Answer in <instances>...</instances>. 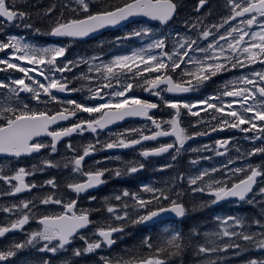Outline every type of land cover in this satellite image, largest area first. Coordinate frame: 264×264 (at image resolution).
<instances>
[{
	"label": "snow or ice",
	"instance_id": "snow-or-ice-1",
	"mask_svg": "<svg viewBox=\"0 0 264 264\" xmlns=\"http://www.w3.org/2000/svg\"><path fill=\"white\" fill-rule=\"evenodd\" d=\"M184 7V0H0V154L7 159L0 165V240L22 235L0 242V264L89 257L91 264H186L189 255L195 264H228L240 255L248 256L242 264H264V0H197L181 15ZM130 24L91 55L68 57L74 43ZM126 118L143 123L110 131ZM229 130L239 135L189 147ZM113 149L136 155L92 159ZM33 156L37 162L20 163ZM205 161L212 163L200 167ZM149 167L168 175L89 194ZM82 197L99 206L80 207ZM221 202L259 211L215 215L211 228L179 226ZM159 225L156 235L113 252L133 230Z\"/></svg>",
	"mask_w": 264,
	"mask_h": 264
},
{
	"label": "rangeland",
	"instance_id": "rangeland-1",
	"mask_svg": "<svg viewBox=\"0 0 264 264\" xmlns=\"http://www.w3.org/2000/svg\"><path fill=\"white\" fill-rule=\"evenodd\" d=\"M45 2H48V0H45ZM197 2V0H184V5H185V7L182 9V12H181V14H185L186 12H190V11H192V7H194L195 6V3ZM216 5V0H213V6H215ZM204 11L205 12H207L208 11V9L206 8V9H204ZM133 27H135V26H133ZM132 27V28H133ZM124 32H120V33H118V34H116V35H114V36H120V35H122ZM113 36V37H114ZM40 37H42V36H40ZM112 37V38H113ZM111 38V39H112ZM39 43H44V42H42L41 40L40 41H38ZM212 84H210L209 86H211ZM135 92H136V94H139V95H141V96H143L144 98H148V94L147 93H143L142 92V90H140V89H136L135 90ZM72 98V97H71ZM74 98V97H73ZM153 99H155L154 97H153ZM130 123H132L131 121H129L128 122V124H121L120 126H122V127H119V128H117V129H115V130H112V132H115V131H118V130H122L123 128H126V127H130V126H138V125H140L141 124V122H137V123H133V124H130ZM104 134H102V136H103ZM108 134H105V136H107ZM228 135H233V136H237V135H239L238 133H236L235 131H231V130H229V131H225V132H220V133H216V134H212L211 135V137H209V136H205V137H199V138H195L190 144H189V147H192V146H196V145H201V144H206V143H211V142H214L215 141V139H217V138H220V137H224V136H228ZM88 139H89V137L88 136H86V137H83V141L84 142H87L88 141ZM76 140H78V142H75V143H80L81 142V140L80 139H76ZM60 149L61 150H63L64 149V146H62V147H60ZM62 153V152H61ZM122 153H115V154H113V155H109V156H115V155H121ZM208 153H205V155H207ZM128 154H126V155H122L125 159H131L132 158V156H133V154H130L129 153V155L127 156ZM212 162L211 161H205V162H203L201 165H200V167H205V166H209L210 164H211ZM7 164V162H0V165H6ZM102 166H105V167H108V166H114V165H102ZM48 175H59V173H57V172H55L54 170H52V171H50L49 173H48ZM34 178L36 179V180H38V181H40V180H43V179H46V178H48L47 176H45V175H43V174H40V173H35L34 174ZM29 179H31V178H29ZM119 179H122V180H129V179H132V177H121V178H113V179H110V180H108V181H110V183H112L113 181H115L116 183L118 182V180ZM107 183H109V182H107ZM110 189V185H107L105 188H104V190L103 191H108ZM97 191L95 190V191H91L90 192V195H93V196H96V197H100L97 193H96ZM107 194H109V192H106V195ZM20 198H23V196H19V197H17V199H20ZM0 199H2V198H0ZM85 201H87V198H86V200H84V202ZM83 202V203H84ZM88 202V201H87ZM89 203V202H88ZM97 205H98V202H97ZM81 206H83V205H80V207ZM99 206V205H98ZM196 216L198 215V212L197 213H194ZM213 216V215H212ZM20 238H22V236L20 237ZM80 264H82V260L80 261ZM85 264H88L87 262L85 263Z\"/></svg>",
	"mask_w": 264,
	"mask_h": 264
},
{
	"label": "flooded vegetation",
	"instance_id": "flooded-vegetation-1",
	"mask_svg": "<svg viewBox=\"0 0 264 264\" xmlns=\"http://www.w3.org/2000/svg\"><path fill=\"white\" fill-rule=\"evenodd\" d=\"M123 30H118L114 33L112 32H108V33H104L98 37H95V38H92V39H85L83 42H79V43H74L70 50H88L89 48H93L94 45H97L98 42L102 39H110L113 35H115L116 33H119ZM34 38V37H33ZM56 38H50V37H46L45 39L41 40L42 42L44 43H52V42H55ZM71 98V97H69ZM73 98V97H72ZM132 123L130 124H133V123H137L138 121H131ZM143 122H141L142 124ZM129 125V124H128ZM122 127V126H121ZM117 128V127H116ZM116 128H113V129H110L111 130H114ZM104 135L101 137V139L103 140L106 136L105 134H108L107 132L103 133ZM86 137V136H84ZM76 139H80L79 137H75L73 138V143L75 142H78V140ZM75 141V142H74ZM67 142V141H66ZM160 142H163V143H166L168 142L167 139H162ZM146 146H155L152 142H149L148 145ZM133 154V156L136 155L135 151L133 150H127V151H124L122 152L121 155H126L128 154ZM104 155H110V154H106V153H99L96 157L92 158V159H100L102 156ZM127 155V156H128ZM132 156V157H133ZM168 160V157L167 156H164L162 158H158L157 161H153L152 163H157V162H164V161H167ZM2 161V160H1ZM86 163H91V159H88L86 158ZM182 163V161H181ZM160 173H156L152 170V167H149L148 169L146 170H142L141 172H139L138 174H135L134 176H132V179H129V180H122V179H119L118 180V184L117 185H124V186H127L129 188L131 187H137L138 186V183L140 182V180L144 179V178H147V177H155L157 175H159Z\"/></svg>",
	"mask_w": 264,
	"mask_h": 264
},
{
	"label": "trees",
	"instance_id": "trees-1",
	"mask_svg": "<svg viewBox=\"0 0 264 264\" xmlns=\"http://www.w3.org/2000/svg\"><path fill=\"white\" fill-rule=\"evenodd\" d=\"M243 205L244 204L237 206V209H235L237 215H249L250 216L252 213L259 211V209H254L251 206H248V205L243 206ZM226 213L228 214L229 210L228 211L226 210ZM199 224H201V225L209 224L208 218L202 219ZM182 227L184 228L185 231H187L188 228H190L191 226L189 227L187 223H184ZM209 228H211V227H209ZM201 230H203V228ZM255 255L259 256L260 253L257 251L255 253ZM247 258H248L247 255L230 256V258L228 259V264H242V262ZM185 262H186V264H195V262L192 260L190 255L185 257Z\"/></svg>",
	"mask_w": 264,
	"mask_h": 264
},
{
	"label": "water",
	"instance_id": "water-1",
	"mask_svg": "<svg viewBox=\"0 0 264 264\" xmlns=\"http://www.w3.org/2000/svg\"><path fill=\"white\" fill-rule=\"evenodd\" d=\"M101 31H104V30H101ZM101 33V32H100ZM127 119V118H126ZM0 156H3L2 154H0Z\"/></svg>",
	"mask_w": 264,
	"mask_h": 264
}]
</instances>
